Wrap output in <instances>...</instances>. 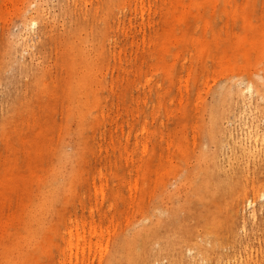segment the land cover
<instances>
[{"label":"rangeland","instance_id":"374dc122","mask_svg":"<svg viewBox=\"0 0 264 264\" xmlns=\"http://www.w3.org/2000/svg\"><path fill=\"white\" fill-rule=\"evenodd\" d=\"M263 165L264 0H0V264H187L212 173L264 264Z\"/></svg>","mask_w":264,"mask_h":264},{"label":"bare ground","instance_id":"6f19581e","mask_svg":"<svg viewBox=\"0 0 264 264\" xmlns=\"http://www.w3.org/2000/svg\"><path fill=\"white\" fill-rule=\"evenodd\" d=\"M46 36L48 37V42L51 43L49 45L50 47L56 45V43L53 44L50 33ZM55 65H60L58 60L55 62ZM62 66L67 67L66 60L64 63V59ZM65 90L70 99L71 87L69 90L64 89V91ZM248 90L252 91L253 86H249ZM70 101L68 100V110L71 107ZM50 110L52 111V109H49L47 113H50ZM211 140L216 144L215 135L212 136ZM262 171L264 174V165ZM205 175L207 176H203L199 186L196 188L195 192L192 193L193 198L185 199L186 202L189 201L192 207L188 209L186 217L184 221H182V229L180 230L182 234L181 238H179V240L173 237L170 238L167 241L168 247L177 254V247L179 248L178 245L182 243V251L185 247L190 253L194 251L193 256L190 258H187L186 255L184 256L182 253V256L187 258V264H238L231 262V253L227 252L228 250L232 251V249L236 247L229 242L230 239L236 238L235 235H237V231L235 224L232 223V219V221H228L227 225L224 224V226L220 216L222 217L223 213L229 215L231 211L236 210L240 203L246 200L245 192L236 185V177L222 180L217 173L215 175H213V173L211 175ZM257 184L264 186V175H261L260 178L257 179ZM252 204V202L247 201L248 208L252 207ZM258 228L260 231H264V218L259 223ZM224 234L227 235L225 236ZM230 235L233 237H230ZM233 242L236 243L234 240ZM126 244L130 243L127 242ZM145 246L146 249H148L149 245L146 244ZM231 246L233 247L231 248ZM164 252H166V250H164ZM130 254L126 255V259L124 258L118 262L112 260L109 264H124L130 259V262L132 261L131 264H136V260L139 258L137 256H130ZM149 258H152V255ZM146 259L147 257L145 256L144 260Z\"/></svg>","mask_w":264,"mask_h":264}]
</instances>
